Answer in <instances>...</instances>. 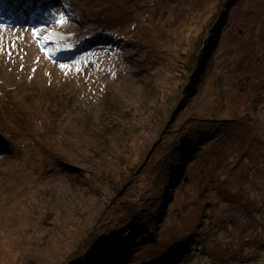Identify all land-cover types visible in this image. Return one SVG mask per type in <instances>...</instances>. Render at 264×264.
<instances>
[{
    "label": "rangeland",
    "instance_id": "rangeland-1",
    "mask_svg": "<svg viewBox=\"0 0 264 264\" xmlns=\"http://www.w3.org/2000/svg\"><path fill=\"white\" fill-rule=\"evenodd\" d=\"M52 3L0 17V264H264V0Z\"/></svg>",
    "mask_w": 264,
    "mask_h": 264
},
{
    "label": "trees",
    "instance_id": "trees-1",
    "mask_svg": "<svg viewBox=\"0 0 264 264\" xmlns=\"http://www.w3.org/2000/svg\"><path fill=\"white\" fill-rule=\"evenodd\" d=\"M42 3H44V5H46L49 9H53V3L51 0H41ZM89 8H86L85 10H87ZM57 14V13H55ZM98 15V16H97ZM97 15L95 14V17H94V20L92 21L93 23L97 24L99 21H104L106 22L107 25H110L112 27V30H116V27L110 22L109 19H105L103 18V16L101 15V13L98 11L97 12ZM106 25V26H107ZM98 30H100L101 28L100 27H97ZM110 30V31H112ZM109 31V30H108ZM89 33V32H88ZM255 131V130H254ZM249 139H251V141H258V143L255 142V144L252 145V147L254 148V151L258 150V149H264V135L262 134V132L258 131V132H249ZM180 146V145H178ZM184 147H182V151ZM138 171L137 169L131 171L130 173L128 172V170L124 173V176L125 177H121L118 172H117V177L115 176H112V173L109 175V183H108V188L107 190L111 191V193H116V192H119L121 190V188H124L126 186H130L128 187V190L129 189H133L132 186L135 185L136 182L132 183L130 185V183L128 184V181L131 180V182L133 180H135V178H137V174H138ZM137 199V198H136ZM135 198L132 197V199L130 201H128L129 204H132L133 201L136 200ZM111 202V201H110ZM128 230V229H127ZM103 232V231H102ZM103 235V234H102ZM94 236V235H93ZM96 238V237H94ZM129 238V237H128ZM128 238L125 240V242L123 243L124 245L123 246H120V247H117L115 246V248H110L108 253L103 251V253H105L104 257L106 256H109V255H112L113 259H109V262L108 264H116L118 262V260H122V258L126 255V247L129 245L130 241L128 240ZM93 240V238H90ZM88 239V242L89 240ZM118 243V242H117ZM89 245L88 244V248H89ZM114 249V250H113ZM111 250H113V253L111 252ZM109 254V255H106ZM80 256V255H79ZM79 258V257H78ZM128 260V259H127ZM126 261V260H124ZM79 264V263H78Z\"/></svg>",
    "mask_w": 264,
    "mask_h": 264
},
{
    "label": "bare ground",
    "instance_id": "bare-ground-1",
    "mask_svg": "<svg viewBox=\"0 0 264 264\" xmlns=\"http://www.w3.org/2000/svg\"><path fill=\"white\" fill-rule=\"evenodd\" d=\"M7 8H10V7H7V6H5V7H2V11H4L5 10V12L8 10ZM242 165H244L242 162H240V166H242ZM234 175V174H233ZM230 188H231V190L234 192V194H237L238 192V186H235L234 184H233V182H231V184H230ZM241 213H243L242 211H241ZM238 225H243V222H241V221H238ZM196 240H198L197 238H196ZM114 245L115 244H112L111 246H110V248L112 249V248H115L114 247ZM108 248V249H107ZM109 247H106V249H104V251L105 252H108L109 251V249H110ZM185 248V247H184ZM184 250V249H183ZM182 252V249L181 250H179V251H177V254H175L173 257H175L176 255H178V256H176L177 258H183L184 256H183V254H184V252L183 253H181ZM172 260V259H171ZM178 260V259H177Z\"/></svg>",
    "mask_w": 264,
    "mask_h": 264
},
{
    "label": "clouds",
    "instance_id": "clouds-1",
    "mask_svg": "<svg viewBox=\"0 0 264 264\" xmlns=\"http://www.w3.org/2000/svg\"><path fill=\"white\" fill-rule=\"evenodd\" d=\"M52 1V0H51ZM7 7H10V8H7L8 10L7 11H10V9L11 10H14L15 8H17V7H14V6H7ZM12 7V8H11ZM56 7H58L57 5H56ZM21 11H23V10H21ZM40 14V12L38 13V15ZM30 18V16H28V15H22V14H20V17L19 18H16L15 17V20L13 21V23H18L19 21H16V20H18V19H22V20H24V23L28 20ZM74 53H76V51H73Z\"/></svg>",
    "mask_w": 264,
    "mask_h": 264
},
{
    "label": "snow or ice",
    "instance_id": "snow-or-ice-1",
    "mask_svg": "<svg viewBox=\"0 0 264 264\" xmlns=\"http://www.w3.org/2000/svg\"><path fill=\"white\" fill-rule=\"evenodd\" d=\"M60 22L62 23L63 21H60ZM32 35H33V38H35L38 35V33L37 32H33ZM61 67H65V66L61 65Z\"/></svg>",
    "mask_w": 264,
    "mask_h": 264
}]
</instances>
